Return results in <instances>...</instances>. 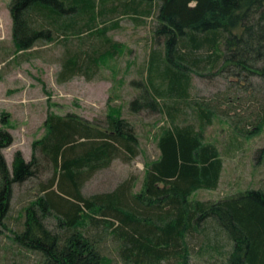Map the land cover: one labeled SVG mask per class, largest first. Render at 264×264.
Instances as JSON below:
<instances>
[{
    "label": "trees",
    "instance_id": "16d2710c",
    "mask_svg": "<svg viewBox=\"0 0 264 264\" xmlns=\"http://www.w3.org/2000/svg\"><path fill=\"white\" fill-rule=\"evenodd\" d=\"M106 1L99 0L95 8L102 24L86 28L99 42L84 54L76 70L68 58L67 70L85 74L104 59H112L123 46L108 31L118 27L119 13L129 8L121 12L117 4L106 7ZM143 1L148 4L146 13L155 11L154 39L162 38L158 47H151L146 73L167 83V95L158 102L165 115L154 134L158 154L144 161L140 191H132L130 176L109 193L85 197L81 192L96 170L115 158L128 162L140 153L138 137L125 130L129 124L124 117L110 114L107 128H102L49 112L46 133L31 144L43 159L32 152L31 159L25 160L17 151L9 168L1 148L10 142L11 134L0 128V228L8 217L12 184L39 176L50 166L51 176L39 183L41 196L23 207L24 230L13 233L20 247L39 254L36 264H104L107 258L98 244L107 236L122 264H194L189 252L196 247H201L197 251L201 255L208 253L196 264H264V183L216 201L192 198L196 191L215 190L220 183L223 160L218 145L206 138L207 125L213 117L237 114L232 121L236 126L242 123L238 131L245 137L264 131V95L253 94L242 102L232 98L191 101L185 95L191 69L213 71L233 65L256 69L264 79V0H131ZM94 7V0H10L16 50L32 46L41 37L51 39L52 29L47 26H55L64 15L92 12L93 20ZM34 11L48 25L36 27ZM153 96L139 104L134 98L131 104L155 107L158 100ZM223 101L229 106L222 108ZM182 102L192 108L188 115L179 108ZM237 105L242 106L240 114L234 110ZM260 153L264 155V147ZM49 215L58 220L56 229L46 227ZM229 241L231 248L225 250Z\"/></svg>",
    "mask_w": 264,
    "mask_h": 264
},
{
    "label": "rangeland",
    "instance_id": "374dc122",
    "mask_svg": "<svg viewBox=\"0 0 264 264\" xmlns=\"http://www.w3.org/2000/svg\"><path fill=\"white\" fill-rule=\"evenodd\" d=\"M98 1L94 0L93 20L92 12L70 13L72 15H64L55 26L48 25L38 14L40 12L34 11L35 26L40 28L43 26L40 24H44L51 27L52 38L41 37L32 46L16 50L12 38L10 0H0V128L11 134L10 142L1 148V152L9 168L17 151L25 160L31 159L32 152L43 159L38 150L33 151L31 144L46 133L44 122L49 112L72 115L102 128H107L108 115L118 113L131 125L130 129L126 125L125 130H131L138 137L140 153L128 162L115 158L109 166L96 170L81 186L85 197L112 192L130 176L132 191H140L144 161L158 154L154 134L165 116L158 102H163L167 95L164 92L167 83L160 76L150 79L145 69L151 47H158L162 42V38L154 39L155 11L146 13L148 4L145 1L137 4L131 0H107L106 7L117 4L121 12L124 7L129 8L127 12L119 13L118 27L108 31L123 46L112 59H104L87 73L74 71L84 54L99 42L96 35L86 30L99 21L102 24L95 15ZM132 8L136 9L138 19L131 18L135 15ZM71 28L83 30L69 33L67 30ZM68 58L73 61L69 63L74 69L65 68ZM255 70L248 71L233 65H224L213 71L191 69L185 95L191 101L232 98L234 102H242L253 94L263 96L264 79ZM151 95L155 101L158 100L155 107L144 105L135 108L131 104L134 98L138 104L152 100ZM228 106L227 102H221L222 108ZM180 107L184 115L192 110L186 102L179 104ZM241 107L237 105L234 110L240 114ZM236 115L232 116L233 119L237 118ZM232 117L223 114L213 117L205 129L206 138L218 145L223 160L222 173L218 188L196 191L193 199L216 201L264 183V155L260 153L264 147V131L245 137L238 131L242 123L236 126ZM51 174L49 166L39 176H30L12 184L8 217L5 227L0 228V264H36L39 261V254L20 247L13 240V233L24 230V218L20 216L23 207L41 196L39 183H45ZM58 223L53 215L45 220L49 230L56 229ZM225 243V250H230L231 241ZM98 245L101 254L107 258L104 264H122L116 245L109 236ZM200 248H190V260L194 264L208 258V253L201 255V251L197 252Z\"/></svg>",
    "mask_w": 264,
    "mask_h": 264
}]
</instances>
